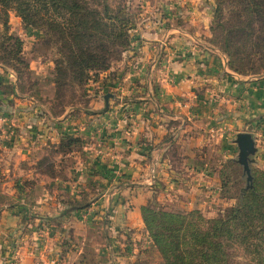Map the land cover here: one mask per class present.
<instances>
[{"label":"crops","instance_id":"obj_1","mask_svg":"<svg viewBox=\"0 0 264 264\" xmlns=\"http://www.w3.org/2000/svg\"><path fill=\"white\" fill-rule=\"evenodd\" d=\"M187 1L191 0H177L173 7L152 9L153 16L143 20L144 28L136 34L138 51L127 52L116 70L112 68L90 83L93 95L86 110H73L57 117L48 115V101L34 94L36 88L21 91L16 78L11 73L3 75L0 69V110L7 108V114L1 113L0 117L8 121L14 132L11 162L19 164L25 159L27 169H43L39 167L40 160L59 145L63 134H75L82 142L80 149L67 154L75 159L69 172L73 171L74 177L84 183H73L72 187L82 190L86 182L89 187L101 188L102 191L85 190L83 198L93 202L97 215L100 207L107 209L114 203L111 223L101 227V231L105 237L120 239L112 246L93 243L98 235L96 226L100 225L91 220L85 223L90 213L87 216L76 207L67 208L61 196L44 191L51 183L63 189L67 182L40 175L31 185L35 190L41 187L44 193L28 200L30 211L46 221L60 223L64 219L67 225L55 228L44 243L35 247L28 241V230L26 235L24 229L19 231V225H13L20 214L12 210L2 212L0 264H135L126 255L130 247L126 248L125 240L131 237L127 232L141 231L142 222L136 208L126 211L119 204L124 200H118L117 190L140 187L142 199L148 190L150 172H154L155 193H166L172 184H177L193 193L187 196L193 198L187 202L192 209L209 207L211 202L203 194L210 180L214 181L211 189L220 188L219 172L227 161L234 160L229 152L233 151L234 138L242 132V126L256 132L254 157L258 163L259 159L264 160V79L241 76L228 69L225 57L207 45V32L202 36L193 29L194 24L208 29L210 0L201 5ZM196 10L202 20L193 22L195 18L187 13ZM11 28L23 45L27 42L23 50L33 55L39 40L28 36L18 18H14ZM36 57L30 58L33 64L29 63L28 73L42 81L53 71V65L49 59ZM132 61L137 62V70H129ZM163 62L167 65L165 70ZM52 89L48 84L46 91ZM30 109L39 111L37 116ZM174 155L183 162V169L197 174L199 181L193 182L190 175L187 180L173 177ZM211 156L218 159L214 166L209 165ZM95 191L101 193L94 194ZM12 240H17L18 245L12 244ZM141 247L133 249V254L146 251Z\"/></svg>","mask_w":264,"mask_h":264},{"label":"trees","instance_id":"obj_2","mask_svg":"<svg viewBox=\"0 0 264 264\" xmlns=\"http://www.w3.org/2000/svg\"><path fill=\"white\" fill-rule=\"evenodd\" d=\"M129 10L127 4L113 6L109 0H0V66L10 68L21 91L26 88L29 62L24 60L23 41L10 32L8 15L13 12L50 54L54 74L50 104L61 106L52 112L61 116L72 105L66 102L67 93H79L86 105L93 95L92 80L131 50L130 32L136 23ZM209 31L210 43L226 56L230 71L264 77V0H215ZM80 143L75 134H65L51 150L57 160L44 157L41 168L62 176L72 164L67 154ZM174 159L179 162L178 156ZM226 164L241 167L235 160ZM227 177L219 172L224 190L229 186ZM247 177L242 169L238 180L243 185L234 203H225L212 218H204L200 210L166 211L154 201L141 199L137 186L125 188V210L137 209L142 235L165 264H264V172L250 168ZM31 183L28 180L25 185ZM5 201L9 208L16 205L11 198Z\"/></svg>","mask_w":264,"mask_h":264},{"label":"rangeland","instance_id":"obj_3","mask_svg":"<svg viewBox=\"0 0 264 264\" xmlns=\"http://www.w3.org/2000/svg\"><path fill=\"white\" fill-rule=\"evenodd\" d=\"M206 0H191V1H187V4H191L192 2H195L196 4L198 3L199 5H201V3H205ZM177 0H109V3H111L113 6L118 5V4H127V6H130V13L135 14V23H136V27L131 30L130 32V37H131V50L134 49V51H132L133 53L138 51L139 48V40L136 37V34H138V32H141L143 30L144 27L143 26V20H146L149 15H152L153 12V8L156 9H160L163 8L164 6H167L168 8H170V6H174V3H176ZM211 3V14H210V18H209V24H208V29H203V28H199V27H195L196 24L193 25V29L195 30V32L197 34H200L202 36L206 35L207 32V45L210 48H213L215 50L216 46L213 45L212 43H210V39H211V33L209 31L211 22H212V18H213V11H214V6H215V0H210ZM198 5V6H199ZM163 6V7H162ZM195 7V6H194ZM176 15V13H175ZM9 26H10V32L12 34H16L13 33L11 31V24L14 20V18H17L13 12H9ZM153 16V15H152ZM187 16L190 17H194L196 22L197 19L202 20L199 11H193V13H187ZM19 19V18H18ZM20 20V19H19ZM1 21V19H0ZM1 23V22H0ZM21 23V22H20ZM142 24V25H141ZM22 25V24H21ZM22 27H24L22 25ZM1 28V27H0ZM26 30V29H25ZM204 30V33H201V31ZM27 32V31H26ZM29 33V34H28ZM28 36L30 37H35L36 36L34 34H36L35 32H33L32 30H29L27 32ZM27 43V42H26ZM26 43L23 45V48H27ZM203 45V44H202ZM205 45V44H204ZM205 47H207L205 45ZM129 50V51H131ZM34 53L33 55L28 53L27 51L23 50L24 52V60L28 61L30 64H33V61L31 62L30 58H37L36 56L39 57H43V60L49 59L50 60V54L48 52H46L45 48L38 43V46L36 47V50L34 49ZM221 55H223L225 58L224 60L226 61V65L228 63V60L226 58V56L221 53L219 50H217ZM131 53V54H133ZM127 54V53H126ZM126 54L123 55V57L126 56ZM122 57V58H123ZM120 59L118 61H113L110 65L109 70H116L115 66H117V64H121L123 59ZM42 59V58H41ZM51 61V60H50ZM127 61V60H126ZM130 64L128 65L129 70H137L136 66H137V62L132 61L129 62ZM164 63V62H163ZM11 64H16V62H12ZM39 66V65H37ZM36 66V67H37ZM164 67L167 68L166 63L163 64L162 68ZM228 67V66H227ZM1 69V73L3 75L9 74L11 73L14 77L13 72L9 69H4L3 67L0 66ZM229 69V68H228ZM1 74V75H2ZM101 74H99L100 76ZM99 76L97 78H99ZM243 76V75H241ZM26 78H24L25 80V87H27L29 90L32 88H36L34 92L35 95H38V97H41V99H44L45 102L48 103V107L46 108L48 110V115L49 114H53L54 112H58L61 109V106L57 105L55 103V105L50 104L53 96H54V74L53 71L49 74V76H47L44 80H39V79H34L31 74H28V78L27 75L25 74ZM252 77V76H249ZM96 78V79H97ZM253 78H257V79H264V77L260 78L258 77V75H254ZM92 81H95V79H93ZM31 84V85H30ZM50 84L53 86V89L50 91H46L47 85ZM91 89V88H90ZM49 90V89H48ZM73 92V91H72ZM67 93L68 98L66 99V102H70L69 104H72L69 107L65 108V112H69V111H73L76 109L73 108H79L81 109L80 111H82L83 108H85V99L86 98H80L79 93ZM42 94V95H41ZM73 110H71V109ZM7 108L5 107L4 109H1L0 114L3 113L4 115L7 114L6 110ZM28 111H32L34 113V115L39 113V111L35 110V109H30ZM53 112V113H52ZM25 113V112H24ZM77 115H79V113H75ZM73 114V115H75ZM53 116V115H52ZM55 117V116H53ZM3 117H0V223H1V214L2 212H5L7 210H12L14 212H17L20 217L17 220H14V224L13 225H19V231L21 232L22 229H24L25 231H23L24 233H26V231L28 230V235L26 233V235L28 236V241L29 243L32 242V244L35 247H39V244L42 242H45V239L50 236L53 231L55 230V228L57 227H65V225H67V221H64V219L59 223V221L57 220H50V221H46L40 217H37V215H33V213L30 211L31 210V205H29V201L28 200H32L35 197L41 195L42 193H44L45 190H49L52 194V192L55 194H57V196H61V198H63V200H65V203H67V208H72V207H76L79 209V211H83L84 214L83 215H87L88 213H90V215L88 217H86V222H88V220H91V223H93L94 225H100V226H96L97 230V236H95V240L93 241V243H99L102 246L105 244H110L111 246L113 244H117V241L120 240L119 237L117 238H112L109 235H106V237L104 236L103 232L101 231V227L103 228L108 227L109 223H111V213H113L114 210V203H110L109 207H107V209H103V208H99V215L96 214V208L95 205H93L90 200H88V198L84 199L83 195L85 192V190L87 191H93L96 189H100L98 188V186H94L91 185L89 187V185H86L85 182V187L82 186V190H80L78 187V189L76 187H72L73 183H84V181H79L78 179H76L74 177L73 171L69 172V166H67L64 174L62 176H53V174L49 173L48 171L46 172L43 169H37L35 171H32L30 169H27V160L23 159L19 164H15L14 161H12V157L9 154L11 152V144L14 142V139H12L14 136V132L11 129V125L7 124V122L3 121L2 119ZM5 119V118H4ZM1 121H3V123H1ZM264 124V123H263ZM258 125V123H257ZM11 127V128H10ZM247 126H242V128L240 129L239 133H251L252 136H256V132L252 131L250 132V128H246ZM248 129V130H247ZM263 127L260 126V130H262ZM239 130V129H238ZM244 131V132H243ZM247 131V132H245ZM249 131V132H248ZM263 131V130H262ZM237 133V134H239ZM65 134H72L70 132H67ZM63 134V137L64 135ZM236 134V135H237ZM236 137V136H235ZM260 137V136H259ZM80 139V138H79ZM260 139V138H259ZM63 140V139H62ZM81 140V139H80ZM235 140V138H234ZM62 142V141H60ZM82 142V140H81ZM254 142V140H253ZM261 143V142H260ZM235 144V143H234ZM262 144V143H261ZM255 145V144H254ZM236 144L234 145V149L233 151L229 152V155L237 162V155H238V149L237 146L235 148ZM80 144H76L73 146V149H80ZM255 148V146H254ZM7 152V153H6ZM256 152V150H255ZM255 153L253 155H249L248 156V161H249V169L252 168L253 170L257 171H263L264 172V160L263 159H259V163L256 162V158L254 157ZM37 158H39V156H36ZM47 157L51 160V161H56L57 157H55V155H53L52 153L48 152ZM66 158H68L70 160V162H74V156L71 155H67ZM40 160V159H39ZM217 158L211 156L209 158V165L210 166H214L215 163L217 162ZM228 162V161H227ZM30 163V162H29ZM182 161L179 160V162L175 161L174 162V167H175V173L173 177L177 178L179 177V180L182 179H186L189 177L188 175H190V178L193 177V182H197L199 181V179H197V174L192 173L189 170H185L183 169L184 167L182 166ZM214 163V164H213ZM238 163V162H237ZM71 164V165H72ZM31 166V165H30ZM186 166V165H184ZM224 167L222 168V171L225 172L227 174V180H228V187L227 190H224L221 188V182L220 179L218 181L219 183V187L220 188H212V183L214 181L210 180V183L208 185V189L204 192V197L206 200L209 201V203L211 202V204H209V207H195L194 209H192V207H190L187 202L189 200H191V197H187V196H191L193 193H187V191L185 190L184 186L183 187H179L177 184L175 185H171V189H166L168 190L166 193H155V184L152 185H147V192H146V196H144L145 200H151L156 202V204L160 207H162L164 210L166 211H170V212H174V213H189L192 212L194 210H200L202 213V216L206 219L208 218H212L214 215L217 214L218 211L223 210V206L225 203L228 204H232L234 203V198L236 197L238 188L240 186L243 185V182H240L239 176L240 173L242 172L241 167L239 166H229L228 164H224ZM40 167V165H39ZM36 168V167H35ZM177 169V170H176ZM151 173V172H150ZM40 175H47L50 178H60L61 180L67 182V185L65 186V188L63 189H59V187H57V185L55 183H51L49 188H44V191L42 190L41 187L37 188V190L34 189L33 185H25V183L28 180H31L32 183H36V178L37 176ZM196 177V178H195ZM73 178L76 179L73 181ZM203 178V177H202ZM62 182V181H61ZM175 183H177L175 181ZM41 184V182H40ZM70 186H69V185ZM79 186V185H78ZM157 187V186H156ZM188 187V186H185ZM84 188V189H83ZM191 188V187H190ZM199 189V187H196ZM103 189V188H102ZM189 189V188H188ZM56 190V191H55ZM185 190V193L183 192ZM102 191V190H101ZM119 191V192H118ZM101 192H96L94 194H100ZM117 197L118 200H124L125 196L127 195V190L123 189V190H117ZM19 196V197H17ZM116 196V195H115ZM87 197V195H86ZM5 198H11V200H14L16 202V205L13 208H9V202L5 201ZM9 200V199H8ZM165 201L168 202H172L170 204H167ZM193 201V198L192 200ZM121 206H124V210H125V203L123 201V203H119ZM205 206L207 204H204ZM93 206V208H92ZM208 206V205H207ZM92 208V210H91ZM116 208V207H115ZM191 208V209H190ZM35 209V208H33ZM209 211V214H207V212ZM34 212V211H33ZM32 213V214H31ZM75 213V211H74ZM97 215V218H94L93 216ZM85 219V218H84ZM9 219L5 220L3 225L7 223ZM67 220V219H66ZM12 221V220H10ZM16 222V223H15ZM71 221L68 220V224H70ZM12 225V226H13ZM3 228V227H2ZM125 229V228H124ZM16 233V232H15ZM127 234H129L131 237H127V239L125 240L127 242L126 248L128 249L130 247V253L126 254L128 255V258H132L134 259V263L136 264H165L163 258L161 257V255L159 254V252L157 251V249L153 246V244L151 243V241L148 239V237L146 235H142V231L139 230H132L130 233L127 232ZM66 237H69L67 235H65ZM19 237H22L19 236ZM13 239V238H12ZM20 242H23V240H20ZM16 244L18 245L17 240H12V244ZM71 242L68 240L67 244H70ZM142 245V249L143 248H147L145 252L140 253V251L135 252L133 254L132 250L133 249H137V246H141ZM149 246V247H148ZM140 250V249H138ZM132 255L131 257H129L130 255ZM106 255L104 254V257ZM107 262V261H106ZM105 263V262H104Z\"/></svg>","mask_w":264,"mask_h":264},{"label":"water","instance_id":"obj_4","mask_svg":"<svg viewBox=\"0 0 264 264\" xmlns=\"http://www.w3.org/2000/svg\"><path fill=\"white\" fill-rule=\"evenodd\" d=\"M234 143L238 149L237 162L247 174V179L249 180L248 156L255 153L253 136L250 133H239L236 135Z\"/></svg>","mask_w":264,"mask_h":264},{"label":"built area","instance_id":"obj_5","mask_svg":"<svg viewBox=\"0 0 264 264\" xmlns=\"http://www.w3.org/2000/svg\"><path fill=\"white\" fill-rule=\"evenodd\" d=\"M154 181H155V175H154V172H151V173H150V176H149V178H148V182H147V184H148V185H152V184H154Z\"/></svg>","mask_w":264,"mask_h":264}]
</instances>
